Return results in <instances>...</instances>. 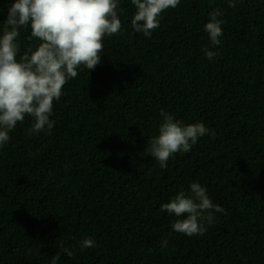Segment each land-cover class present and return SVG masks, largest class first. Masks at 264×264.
<instances>
[{
  "label": "trees",
  "instance_id": "16d2710c",
  "mask_svg": "<svg viewBox=\"0 0 264 264\" xmlns=\"http://www.w3.org/2000/svg\"><path fill=\"white\" fill-rule=\"evenodd\" d=\"M13 2L0 0V34ZM235 2L180 0L145 36L119 0L121 32L63 86L51 134L29 135L26 116L0 148V264H51L61 248L73 255L57 264H264V0ZM215 9L223 35L212 46ZM30 31L20 29V55L39 43ZM161 109L215 136L161 168L143 153ZM191 182L225 209L203 236L174 231L177 217L160 210ZM85 237L96 244L81 251Z\"/></svg>",
  "mask_w": 264,
  "mask_h": 264
},
{
  "label": "clouds",
  "instance_id": "9594fccd",
  "mask_svg": "<svg viewBox=\"0 0 264 264\" xmlns=\"http://www.w3.org/2000/svg\"><path fill=\"white\" fill-rule=\"evenodd\" d=\"M135 12L131 18L132 30L151 36L159 27L161 14L176 8L180 0H131ZM236 7L235 0H229ZM119 0H14L8 8L0 34V148L9 140V132L25 117L32 118L29 135L44 132L51 134L55 121L50 119L53 102L63 95V86L78 76L81 66L89 71L101 64L104 38L117 35L123 26L118 13H122ZM219 9L209 13L204 24L210 44L217 46L223 35V21ZM30 28L31 41L20 55V29ZM205 56L212 60L218 51L204 49ZM19 55V59H17ZM158 135L148 139L145 156L154 158L161 168L176 153H188L205 134L215 136L202 122L185 124L174 119L163 109ZM161 211L177 219L172 229L186 236H203L207 225L214 222V213L225 209L214 204L207 189L199 182H191L186 193L181 190L160 206ZM80 250L95 247V240L85 237L78 242ZM167 248V239L161 242ZM61 253L71 257V248H61L51 258L57 264Z\"/></svg>",
  "mask_w": 264,
  "mask_h": 264
}]
</instances>
